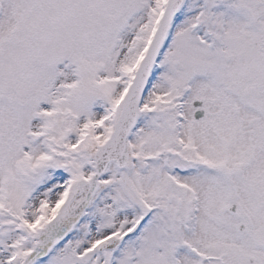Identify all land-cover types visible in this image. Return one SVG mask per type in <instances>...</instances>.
Masks as SVG:
<instances>
[{"label":"snow or ice","instance_id":"1","mask_svg":"<svg viewBox=\"0 0 264 264\" xmlns=\"http://www.w3.org/2000/svg\"><path fill=\"white\" fill-rule=\"evenodd\" d=\"M0 264H264V0H0Z\"/></svg>","mask_w":264,"mask_h":264}]
</instances>
